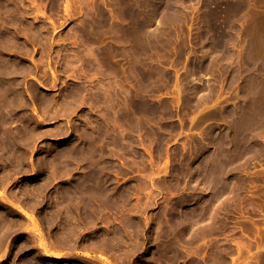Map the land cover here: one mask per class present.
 <instances>
[{
  "label": "rangeland",
  "instance_id": "obj_1",
  "mask_svg": "<svg viewBox=\"0 0 264 264\" xmlns=\"http://www.w3.org/2000/svg\"><path fill=\"white\" fill-rule=\"evenodd\" d=\"M0 69V264H264V0H0Z\"/></svg>",
  "mask_w": 264,
  "mask_h": 264
},
{
  "label": "bare ground",
  "instance_id": "obj_2",
  "mask_svg": "<svg viewBox=\"0 0 264 264\" xmlns=\"http://www.w3.org/2000/svg\"><path fill=\"white\" fill-rule=\"evenodd\" d=\"M128 1H129V0H128ZM130 1H131V0H130ZM138 1H139V0H138ZM156 1H157V0H156ZM132 2H133V1H132ZM9 3H11V2L9 1ZM9 3H8V4H9ZM163 3H164V1H163ZM131 4H132V3H131ZM150 4H151V3H150ZM167 4H168V3H167ZM140 5H141V4H140ZM4 6L6 7V4H4ZM116 6H117V5H116ZM130 6H132V5H130ZM130 6H126V7H128V8H127V9H128V11H127V14H128V15H127V16H128V17H129V15L131 16L130 19H129L130 22H132L134 16H135V17H138L139 19H140V17H143L144 19H143V18H142V19L145 20V18H146L145 16H146V15H145V16H140V17H139V15H138V12H140V11L143 12V14L145 13L144 11H142V10L144 9L143 7H145V6L142 5V8H141L140 6H137L136 3H135V6H136V7H130ZM148 6H149V5H148ZM148 6H147V7H148ZM151 6H152V5H151ZM155 6H156V5H155ZM155 6H154V7H155ZM167 6H168V5H167ZM147 7H146V8H147ZM154 7H153V8H154ZM157 7H158V6H157ZM121 8H123V7H121ZM151 8H152V7H151ZM162 8H163V7H162ZM4 9H5V8H4ZM7 9H8V11H9V10L11 11L12 6L10 7V9H9V7H8ZM124 9H125V7H124ZM141 9H142V10H141ZM155 9H156V8H155ZM167 9H168V8H167ZM145 10H146V9H145ZM149 10H150V9H149ZM149 10H148V13H149ZM164 10H165V9H164ZM164 10H163V11H164ZM8 11H7V12H8ZM10 11H9V12H10ZM121 11H123V9H122ZM157 11H159V9H158ZM123 12H126V9H125V11H123ZM146 12H147V10H146ZM151 12H153V13L156 15V11H155V10H153V11H151ZM148 13H147V14H148ZM153 13H151V14H153ZM165 13H166V12H164V14H165ZM119 14H120V12L118 13V15H119ZM124 14H125V13H124ZM124 14H123V15H124ZM139 14H140V13H139ZM143 14H142V15H143ZM151 14H150V15H151ZM159 14H160V13H159ZM159 14L157 13V16H158V20H157V21H158V22H159V19H160V18H159ZM161 14H162V13H161ZM120 15H121V14H120ZM140 15H141V14H140ZM125 16H126V15H125ZM151 16H152L151 18H153V15H151ZM157 16H155V17H157ZM121 17H122V16H121ZM148 17H149V16H148ZM148 17H147V18H148ZM155 17H154V18H155ZM107 18H108V17H107ZM112 18H113V17H112ZM119 18H120V16H119ZM119 18H117V20H118ZM125 18H126V17H123L122 19H125ZM131 18H132V20H131ZM138 18H137V19H138ZM151 18H150V19L148 18V19L151 20ZM122 19H121V20L119 19V21L124 22ZM126 19H127V18H126ZM134 19H136V18H134ZM137 19H136V21H134V23H135V22L138 23L136 26H137V29H138L139 31L136 30V26H135L134 31H135V30L138 31V32H140L141 30H142V31H143V30L145 31V29L147 28V26H149V30H148V31L150 32V30H151L150 28H151V27H150L149 23H147V21H148V22H150V21H149L148 19H146L147 21H145V26H146V25H147V26H146V28H145V27H143L144 24L141 23V20H140V21H137ZM155 19H156V18H155ZM113 20H114V19H113ZM104 21H105V23H110V22H106V21H108V19H106V18L103 20V23H104ZM126 21H128V20H126ZM155 21H156V20H155ZM155 21H153V19H152L151 23H152V22H155ZM115 22H116V21H115ZM122 22H120V24H121ZM105 23H104V24H105ZM127 23H128V22H126V24H127ZM116 24L119 25L118 23H116ZM128 24H131V23H128ZM122 25H123V24H122ZM134 25H135V24H134ZM142 25H143V26H142ZM106 26H107V25H106ZM131 26H133V24H132ZM120 27H121V26H120ZM122 27H124V25H123ZM122 27H121V28H122ZM125 27H126V25H125ZM121 28H120V29H121ZM128 28H130V26H128ZM128 28H126V29H128ZM131 28H132V27H131ZM142 28H145V29H142ZM122 30H123V29H122ZM128 30H129V29H128ZM146 30H147V29H146ZM129 31H130V30H129ZM129 31H127V32H129ZM131 31H132V29H131ZM136 31H135V32H136ZM148 31H147V32H148ZM123 32H124V30H123ZM123 32H122V34H123L122 36H125V35H124L125 32H124V33H123ZM127 32H126L125 34H127ZM138 32H137V34H138ZM149 32H148V33H149ZM151 32H152V31H151ZM130 33H132V32H130ZM130 33H129V34H130ZM144 33H146V32H144ZM148 33H147V34H148ZM133 34H134V33H133ZM133 34H131V35H133ZM140 34H141V32H140ZM140 34H139V36H140V38H141L142 35H140ZM155 34H156V33H155ZM150 35H151V34H150ZM115 36H116V35H115ZM146 36H147V35H146ZM146 36H144V38H145ZM152 36H153V35H152ZM152 36H151V37H152ZM149 37H150V36H149ZM117 38H121V35H120V36H117ZM126 38H128V37H126ZM130 38H131V39H130ZM153 38H154V36H153ZM112 39H114V38H112ZM123 39H125V37H124V38L122 37V41H123ZM129 39H130V40H133L132 37H130V35H129V38L123 42V44H124L125 46H128V45H129V43H128V45L125 43V42L129 41ZM134 39H135V38H134ZM136 39H137V38H136ZM136 39H135V40H136ZM148 39H149V38H148ZM150 39H151V38H150ZM150 39H149L148 41H151V42H152V40H150ZM11 40H12V39H11ZM120 40H121V39H120ZM120 40H119V41H120ZM137 40H138V39H137ZM145 40H147V39H145ZM115 41H116V40H115ZM115 41H113V42H115ZM133 42H134V40H133ZM133 42H132V43H133ZM140 42H141V41H140ZM140 42H139V41H136L137 44H139ZM153 42H155V41L153 40ZM158 42H159V40H158ZM158 42H157V43H158ZM1 43H2V42H1ZM116 43H120V46L122 45L121 42H118V41H117V42H115V45H117ZM141 43H142V42H141ZM144 43H145V41H144ZM144 43H143V44H144ZM147 43H148V42H147ZM155 43H156V42H155ZM133 44H134V43H133ZM133 44H130V45H133ZM143 44H141V45L143 46ZM164 44H165V43H164ZM134 45H135V44H134ZM144 45L146 46V43H145ZM136 46H137V45H136ZM1 47H2V46H1ZM107 47H108V45H107ZM115 47H116V46H115ZM129 47H131V46H129ZM140 47H141V46H140ZM109 48H111V47H109ZM109 48L107 49V51L109 50V52H111V51L113 52L114 49L111 50L112 48H111V49H109ZM113 48H114V47H113ZM138 48H139V45H138L137 49H138ZM141 48H142V47H141ZM146 48H147V47H146ZM2 50H3V52L5 51V49H2ZM2 50H1V51H2ZM134 50H135V49H134ZM107 51H106V52H107ZM115 51H117V50H115ZM140 51H141V49H140ZM3 52H2V54H3ZM6 52H7V51H5L4 53H6ZM104 52H105V51H104ZM104 52H103V51L100 52V53H101V56H100L101 58H102L103 56H105V55L102 54V53H104ZM109 52H108V54H109L110 56H112V53L110 54ZM7 53H8V52H7ZM137 53H138V52H137ZM140 53H142V52H140ZM106 54H107V53H106ZM97 55H98V54H97ZM99 55H100V54H99ZM99 55H98V56H99ZM102 55H103V56H102ZM116 56H117V55H116ZM95 57H96V56H95ZM105 57H106V59H107V56H105ZM140 57H141V56H140ZM101 58H99V59L101 60ZM108 58H111V57H108ZM114 58H115V57H114ZM144 58H145V57H144ZM7 59H8V57H7ZM97 59H98V58H97ZM99 59H98L97 62H99ZM112 59H113V58H112ZM9 60L12 61L10 57H9ZM103 60H104V61H103ZM103 60H102V62L104 63V62H105L104 57H103ZM108 60H109V59H108ZM121 60H122V59H121ZM111 61H112V60H111ZM136 61H137V59H136ZM5 62H6V61H4L3 63L5 64ZM7 63H8V61H7ZM103 63L99 62L98 64L100 65V64H103ZM137 63H138V62H137ZM10 64H11V63H10ZM98 64H97V66H98ZM104 64H105V65L107 64V66L110 64L111 67L108 66L107 68H110L111 70H110V69H105V71H102V72H101V71H99V70L96 69V70L98 71V73H97L98 75H99V72H100V75H101V73H103V72H107V71H109V70H110L109 73H112L111 75H112L114 78H116V77H118V76L120 77V75H123V74H119V73H123L122 71H120L122 67H119L120 69H118V68H117V65H118V64H117V63H116L117 65L114 64V61H113V64H112V62L109 63V64H108V63H104ZM141 64H142V63H141ZM143 64H144V63H143ZM6 65H7V64H6ZM11 65H13V63H12ZM85 65H87V64L85 63ZM91 65H92V64H91ZM144 65H146V64H144ZM2 66H3V65H2ZM2 66H1V68H2ZM8 66H9V65H7V67H6V66L4 65L3 68L6 67V69H7ZM83 66H84V65H83ZM102 66H103V65H100V67H99L100 70H102V69H101ZM9 67H10V66H9ZM13 67H14V66H13ZM13 67H12V70L16 69V68L13 69ZM94 67H95V66H92L91 68H94ZM103 67H104V66H103ZM135 67H136V66H135ZM135 67H134V68H135ZM86 68H87V67H86ZM86 68H85V69H86ZM96 68H98V67H96ZM104 68H105V67H104ZM94 69H95V68H94ZM132 69H133V68H132ZM4 70H5V69H4ZM8 70H9V69H8ZM10 70H11V69H10ZM12 70H11V71H12ZM88 70H89V69H88ZM92 70H93V69H92ZM124 70H125V69H124ZM124 70H123V71H124ZM5 71H6V70H5ZM5 71H4V73H5ZM97 71H96V72H97ZM119 71H120V72H119ZM7 72H8V71H7ZM84 72H85V71H84ZM96 72H95V73H96ZM132 72H133V71H132ZM135 72H136V71H135ZM139 72H140V71H139ZM141 72H142V71H141ZM16 73H17V72H16ZM124 73H125V72H124ZM147 73H148V72H147ZM8 74H10V77H9V78H11V74H13V72H10V71H9ZM8 74H7V75H8ZM126 74H127V73H126ZM7 75H6V78L8 77ZM13 75L15 76V74H13ZM95 75H96V74H94V76H95ZM136 75H137V74H136ZM136 75H135V76H136ZM138 75H139V74H138ZM138 75H137V76H138ZM112 76H111V77H112ZM123 76H126V75L124 74ZM147 76H148V74H146V72L143 71V72L138 76L137 79L139 80V78L141 77V78H143L144 80H146V79H147ZM126 77H127V76H126ZM126 77H122V78L127 79ZM6 78H5L4 74H3V71L0 69V87H1V83H4V81L6 80ZM122 78L120 77L121 81L123 80ZM141 78H140V80H141ZM133 79H134V77H133ZM137 79L135 78V80H137ZM12 80H14V79H12ZM101 80H102V79H101ZM118 80H119V78H117L116 81L114 80V82H115L116 84L113 83L114 85L112 84V86H114V87H116V88H119V89H125V88L123 87L124 85H122V83L125 82V80L122 81V83H121L120 80H119V81H120V83H119ZM138 80H137V82L140 83L141 81L139 82ZM147 80H148V79H147ZM112 81H113V80H112ZM127 81H128V79H127ZM142 81H143V80H142ZM6 82H8V81L6 80ZM13 82H15V81H13ZM143 82H144V81H143ZM11 83H12V82H11ZM19 83H20V82H18V84H19ZM100 83H101V82H100ZM9 84H10V83L8 82V84H7L8 86H7V87H11V88H13L12 85H9ZM102 84H103V83H102ZM141 84H142V83H140L139 85H141ZM16 85H17V83H16ZM13 86H15V85L13 84ZM18 87H19V86H18ZM142 87H143V86H142ZM16 88H17V87H16ZM111 88H112V87H111ZM108 89L110 90L109 87H108ZM113 89H114V88H112V90H113ZM6 90H7V88H6ZM11 90H12V89H11ZM105 90H106V89H105ZM109 90H106V92L108 93ZM114 90L117 91V89H114ZM122 91H123V93H121V91L118 90V92L120 93L119 95H118V93L116 92V96H117V98H118V102H120L122 99H126V98L129 100V98H128V97H130V96H129L130 93L128 92L129 90H128L127 92H126L125 90H122ZM124 91H125V92H124ZM140 91H141V90H140ZM7 92H8V91H7ZM9 92H10V89H9ZM12 92H14V91H12ZM135 92H136V90H135ZM145 92H146V91H145ZM3 93H4V92H3ZM110 93H111V92H109V95H110ZM127 93H128V95H127ZM7 94H8V93H7ZM7 94H6V95H7ZM20 94H21V93H20ZM111 94H112V93H111ZM113 94H114V93H113ZM122 94H125L126 97L124 96V97H125V98H124ZM135 94H136V93H135ZM6 95H5V96H6ZM114 95H115V94H114ZM120 95H121L123 98L120 99V97H119ZM130 95L132 96V94H130ZM146 95H147V94H146ZM0 96H1V95H0ZM127 96H128V97H127ZM137 96H138V93H137ZM142 96H144V95H142ZM108 97H109V96H108ZM108 97H107V98H108ZM112 97H113V96L110 97L111 100H112V99L114 100V97H113V98H112ZM132 97H134V96H132ZM132 97L130 98V101H131ZM135 97H136V96H135ZM140 97H141V96L139 95V98H140ZM137 98H138V97H137ZM108 99H109V98H108ZM115 99H116V97H115ZM133 99H134V98H133ZM133 99H132V100H133ZM135 99H136V98H135ZM135 99H134V101L136 102ZM5 100H7V99H5ZM109 100H110V99H109ZM107 101H108V100H107ZM115 101H116V102L113 103L114 105H115V103H117V100H115ZM123 101H124V100H123ZM139 101H141V104H140L141 106H140L137 102H136V103H137L140 107L143 108V106H144L146 103L144 104V103L142 102V100H139ZM4 102H5V101H4ZM127 102H128V101H126V100L123 102V108L120 106V105H122V102H121V104H118V103H117V104L121 107V109L119 108V106H118L117 108H119L120 110H123V109H125L126 106H127V109H128V104H127ZM144 102H145V101H144ZM0 103H2V102L0 101ZM110 103H112V101H110ZM132 103H133V101H132ZM132 103L129 102V105H130V104L132 105ZM139 103H140V102H139ZM117 104H116V105H117ZM137 104L134 103V104H133V108H139ZM142 104H144V105H142ZM4 105H6V103H4ZM8 105H9V104H7V107H8ZM108 105H109V104H108ZM114 105H113V106H109V107L111 108V109H110V113H113V116H114V113H115V116H114V117L116 118V116H117L116 114L118 113V115H119V114H120V113H119L120 110H119L118 112H117V111L112 112V111L114 110V108H116V107H114ZM131 105H130V106H131ZM0 107H1V109H2V105H1ZM10 107H11V106H10ZM112 107H114L113 110H112ZM148 107H149V106H148ZM12 108H13V107H12ZM1 109H0V111H1L0 113H2V111H4L6 108H5L4 110H1ZM8 109H9V108H8ZM143 109H144V108H143ZM145 109H147V108L145 107ZM145 109H144V111H142V112L139 113V114L141 115V114H143V112H144V114H145V111H149V110H150L149 108H148L149 110H145ZM155 109H156V108H155ZM12 110H13V109H12ZM116 110H117V109H116ZM153 110H154V109H153ZM6 111H8V110H6ZM9 111H10V110H9ZM9 111H8V112H9ZM127 111H128V110H127ZM132 111H133V110H132ZM122 112H123V111H122ZM122 112H121V114H122ZM129 112H131V111H129ZM135 112H136V111H135ZM135 112L133 111V114H134ZM139 112H140V111H139ZM150 112H151V113H150ZM150 112H149V113L153 115L152 111H150ZM153 112H154V111H153ZM155 112H156V111H155ZM123 113H127V112L125 111V112H123ZM137 113H138V112H136V114H137ZM139 114L135 115V117L140 118V117H138ZM144 114L141 115L142 119H147V118H148L147 116L150 115V114H147V116L145 115L147 118H146V117L143 118V117H144ZM123 115L125 116V114H123ZM129 115H132V114L129 113ZM119 116H120V115H119ZM119 116H118V117H119ZM127 116H128V113H127L126 117H127ZM0 117H1V116H0ZM122 117H123V116H122ZM122 117H121V116L119 117L120 120H122V119H121ZM126 117H125L124 120H127V119H128V117H127V118H126ZM131 117H132V116H131ZM131 117L129 116V118H131ZM133 117H134V116H133ZM151 117H152V116H151ZM137 118H135V119L137 120ZM133 119H134V118H133ZM133 119H132V120H133ZM135 119H134V120H135ZM116 120H117V119H116ZM118 120H119V119H118ZM120 120H119V122H120ZM124 120H122L120 123L122 124V122H124ZM136 120H135L134 122H136ZM140 120H141V119H138V121H139L138 123H139V124H140V122H141ZM6 121H7V120H6ZM127 121H128V120H127ZM129 121H130V120H129ZM145 121H146V120H145ZM145 121H144V122H145ZM147 121H148V120H147ZM0 122H2V121H0ZM144 122H143V123H144ZM117 123H118V122H117ZM120 123H118V124H120ZM127 123H128L127 125L129 126V125H130L129 122H127ZM136 123H137V122H136ZM143 123H141V126H142ZM145 123H146V122H145ZM145 123H144V124H145ZM124 124H125V122H124ZM131 124H132V123H131ZM127 125H126V127L128 128ZM134 125H135V124H132V125L129 126V127H132V126H133V128H134ZM107 126L111 127L110 125H107ZM107 126H106V128H105L106 132H107ZM121 126L125 127V125H123V124H122ZM121 126H120V127H121ZM136 126H137V124L135 125V128H136ZM123 127H121V128H123ZM138 127H139V126H138ZM109 129H110V128H109ZM124 129L126 130V128H123L122 130H124ZM136 129H137V128H136ZM141 129H142V127L140 128V130H141ZM143 129H144V128H143ZM140 130H139V131H140ZM101 131H103V132H101V133H103V134H105V135L107 136L108 133H107V134L104 133V132H105L104 130H101ZM134 131H135V130L133 129V132H134ZM139 131H138V132H139ZM109 132H110V131H109ZM111 132H112V131H111ZM136 132H137V131H136ZM141 132H142V131H141ZM93 133H94V132H93ZM93 133H92V134H93ZM96 133H98V132L96 131ZM142 133H143V132H142ZM90 134H91V133H90ZM92 134H91V135H92ZM145 134H146V132H145ZM97 135H98V137H95V136L93 137V135H92L93 139L99 138V140H100V137L102 136V134L99 135V133H98V134H96V136H97ZM88 136H89V135H88ZM99 136H100V137H99ZM145 136H146V135H145ZM86 137H87V136H86ZM103 137H105V136H103ZM108 137H109V135H108ZM108 137H105V139H107ZM12 138H13V137H12ZM253 138H254V137H253ZM93 139H92V142H93V144H95V142H94ZM103 139H104V138H103ZM108 139H109V138H108ZM255 139H256V138H255ZM12 140H13V139H12ZM89 140H90V139H89ZM99 140H98V142H100ZM122 140H123V139H122ZM122 140L120 141V144H122L121 142H124V141H122ZM251 140H252V138H251ZM14 141H15V139L13 140V142H14ZM85 141H86V140H85ZM95 141H96V140H95ZM87 142H88V139H87ZM109 142H110V140H109ZM109 142H108V143H109ZM222 142H223V141H222ZM255 142H256V141H255ZM101 143H107V142H105L104 140H101ZM110 143H114V144H115V143H116V140H115V142H112V140H111ZM93 144H92V145H93ZM114 144H113V145H114ZM221 144H222V143H221ZM96 145H97V144H96ZM96 145H95V146H96ZM103 145H104V147L106 146L105 144H103ZM110 145H112V144H110ZM113 145H112V146H113ZM95 146H94V148H95ZM98 146H99V145H98ZM89 147H92V146H89ZM101 147H102V146H101ZM101 147H100V148H101ZM106 147L109 148V145L106 146ZM114 147H115V145H114ZM116 147H117V146H116ZM116 147H115V148H116ZM118 147H119V146H118ZM121 147H122V145H121ZM224 147H225V146H224ZM84 148H85V147H84ZM96 148H97V146H96ZM106 149H107V148H105V150H106ZM113 149H114V148H113ZM116 149H117V148H116ZM120 149H121V148H120ZM123 149H124V148H123ZM123 149H122V150H123ZM83 150H85V149H83ZM88 150H90V149H88ZM91 150H93V149L91 148ZM98 150H100L99 147H98ZM102 150H103V149H101V152H102ZM252 150H253V149H252ZM86 151H87V149H86ZM109 151H110V150H109ZM223 151H224V150H223ZM84 152H85V151H84ZM90 152H91V151H90ZM93 152L95 153L94 150L92 151V153H93ZM96 152H97V150H96ZM99 152H100V151H99ZM99 152H98V153H99ZM106 152H107V151H106ZM82 153H83V152H82ZM82 153H81V155H82ZM85 153H86V152H85ZM112 153H113V152H112ZM122 153H123V152H122ZM205 153H206V152H205ZM72 154H73V153H72ZM77 154H78V153H77ZM105 154H106V153H105ZM124 154H125V153H124ZM220 154H221V153H220ZM226 154H227V153H225L224 156H225ZM93 155H94V154H93ZM101 155H102V154H101ZM101 155H100V156H101ZM71 156H72V155H71ZM105 156H106V155H105ZM204 156H205V155H204ZM213 156H214V155H213ZM217 156H218V155H217ZM109 157H110V155H109ZM77 158H78V157H77ZM84 158H85V157H83V159H84ZM86 159H89V158L86 157ZM207 159H208V158H207ZM211 159H212V158H211ZM88 161H89V160H88ZM92 161H93V160H92ZM208 161H209V159H208ZM221 161H222V160H221ZM79 162H80V161H79ZM79 162H78L77 165H79ZM90 163H92V162L90 161ZM94 163H95V161H94ZM203 163H204V162H203ZM213 163H214V162H213ZM87 164H88V163H87ZM209 164H210V162H209ZM95 165H96V164H95ZM200 165H201V163H200ZM216 165H218V164H216ZM104 166H105V165H104ZM108 166H109V165H108ZM196 166H197V165H196ZM219 166H220V165H219ZM77 167H78V166H77ZM84 167H85V166H84ZM106 167H107V166H106ZM90 168H92V167H90ZM200 168H201V167H200ZM220 168H221V167H220ZM222 168H224V167H222ZM226 168H227V167H226ZM245 168H246V167H245ZM87 169H88V167H87ZM207 169H208V167H207ZM207 169H206V171H207ZM216 169H217V168H216ZM88 170H89V169H88ZM88 170H87V171H88ZM90 170H91V169H90ZM107 170H109V169H107ZM209 170H210V169H209ZM219 170H220V169H219ZM219 170H218V171H219ZM98 171H99V170H98ZM105 171H106V169H105ZM199 171H200V170H199ZM210 171H211V170H210ZM218 171H215V172H218ZM85 172H86V171H85ZM100 172H101V171H100ZM189 172H190V171H189ZM191 172H192V171H191ZM213 172H214V170H213ZM93 173H94V172H93ZM195 173H196V172H195ZM197 173H198V172H197ZM197 173H196V174H197ZM200 173H201V172H200ZM109 174H110V173H109ZM192 174H193V173H192ZM212 174H213V173H212ZM215 174H216V173H215ZM218 174H219V173H218ZM222 174H223V173H222ZM222 174L220 173L221 176H219V178H220V177L222 178V177L224 176V175L222 176ZM227 174L229 175V171L227 172ZM92 175H93V174H92ZM98 175H99V174H98ZM194 175H195V174H194ZM228 175H226V176H228ZM93 176H94V175H93ZM196 176H197V175H196ZM211 176H212V175H211ZM226 176H225V177H226ZM201 177H202V176H201ZM93 178H94V177H93ZM202 178H203V177H202ZM202 178H201V181H202ZM204 178H205V177H204ZM211 178H212V177H211ZM213 178H214V177H213ZM217 178H218V176H217ZM240 178H241V177H240ZM88 179H90V178H88ZM102 179H103V177H102ZM199 179H200V178H199ZM226 179H227V177H226ZM94 180H95V179H93V181H94ZM98 180H99V179H98ZM104 180H106V179H104ZM107 180H108V179H107ZM197 180H198V179H197ZM215 180H216V179H215ZM220 180H221V179H220ZM223 180H224L225 183H226V180H225L224 178L222 179V182H224ZM228 180H229V179H228ZM89 181H90V180H89ZM89 181H88V182H89ZM93 181H92V182H93ZM204 181H205V180H204ZM257 181H258V180L256 179V182H257ZM90 182H91V181H90ZM99 182H100V180H99ZM102 182H103V181H102ZM202 182H203V181H202ZM216 182H217V181H216ZM219 182H220V181H219ZM219 182H218V183H219ZM222 182H221V183H222ZM232 182H233V181H232ZM254 182H255V181H254ZM95 183H96V180H95ZM95 183H94V184H95ZM198 183H199V182H198ZM198 183H197V184H198ZM205 183H206V181H205ZM205 183H203V184L206 185ZM207 183H208V182H207ZM235 183H236V182H235ZM90 184H91V183H90ZM90 184H89L88 186H86V187L89 188ZM108 184H109V183H108ZM201 184H202V183H201ZM215 184H216V183H215ZM219 184H220V183H219ZM226 184H227V183H226ZM242 184H243V183H242ZM92 185H93V184H92ZM93 186H94V185H93ZM190 186H191V185H190ZM192 186H193V185H192ZM206 186H209V185L207 184ZM206 186H205V187H206ZM212 186H213V185H212ZM219 186H220V185H219ZM219 186H218V187H219ZM222 186H223V184H222ZM228 186H229V185H228ZM240 186H241V185H240ZM81 187H82V186H81ZM97 187H98V183H97ZM194 187H195V186H194ZM200 187H201V186H200ZM203 187H204V186L202 185V188H203ZM205 187L203 188L202 193H203L204 189H206ZM210 187H211V186H210ZM218 187H217V188H218ZM230 187H231V185L229 186V189H231ZM95 188H96V187H95ZM100 188H101V185H100ZM102 188H103V189L96 188V190H98V192L101 190V192H102V191L105 189L104 187H102ZM106 188H107V187H106ZM197 188H198V187H197ZM213 188H214V187H213ZM220 188H221V187H220ZM223 188L226 189L225 185H224L221 189H223ZM81 189H82V188H81ZM107 189H108V188H107ZM195 189H196V188H195ZM208 189H209V188H208ZM232 189H233V188H232ZM87 190H88V189H87ZM89 190H90V191H88V192H89V193H90V192L92 193V195L90 194L91 196L88 195V192H87V191H85V193L80 194V195H82L83 197H88V198H89V196H90L91 198H89V200L86 198V199H87V201H86L85 198H83V197L81 198L80 196H78V198L80 197L81 201H83V202L85 203V204H83L82 206L86 205V207H89L90 210L94 209L93 211H95V212H94V217H95L96 209H97L98 207H96V209H95V208L92 207V205L94 206V203H97V201L99 200V199L97 200V198H100L101 200H104L105 198H107V197H105V195H106V196H108V195L105 194V193H107L108 190L104 193V195L101 194V195H102V196L100 195L101 197H100V196H99V197L97 196V195H99V194H97V193L95 192V190H93L94 192H92L91 189H89ZM109 190H110V189H109ZM216 190H217V189H216ZM226 190H227V189H226ZM226 190H221V191H222V192H223V191L225 192ZM80 191H81V190H80ZM193 191H194V189H193ZM195 191H196V190H195ZM231 191H232V190H231ZM78 192H79V191H78ZM108 192H109V191H108ZM200 192H201V191H200ZM205 192H207V190L204 191L203 194H205ZM226 192H227V191H226ZM202 193H201V195H202ZM83 194H84V195L87 194L88 196H86V195L84 196ZM206 194H207V193H206ZM213 194H214V193H213ZM218 194H221V193H219V190H218V193L216 194V196H217ZM223 194H224V193H223ZM225 194H226V193H225ZM231 194H232V193H231ZM231 194H230V195H231ZM63 195H64V194H63ZM74 195H75V194H74ZM78 195H79V194H78ZM121 195H122V194H121ZM190 195H191V194H190ZM202 196H205V195H202ZM216 196H212V198L214 197L213 199L215 200V197H216ZM220 196H221V195H220ZM220 196H219V197H220ZM104 197H105V198H104ZM192 197H193V195H192ZM195 197H196V196H195ZM197 197H198V195H197ZM200 197H201V196H200ZM200 197H199V198H200ZM219 197L217 196V198H219ZM62 198H63V197H62ZM71 198H72V197H71ZM76 198H77V197H76ZM76 198H75V199H76ZM103 198H104V199H103ZM110 198H111V193H110ZM202 198H203V197H202ZM204 198H205V197H204ZM204 198H203V199H204ZM210 198H211V197H210ZM80 199H78V200L80 201ZM82 199H84L86 202H85L84 200H82ZM197 199H198V198H197ZM78 200H77V201H78ZM96 200H97V201H96ZM109 200H110V199H109ZM109 200H108V201L104 200L103 202H104L105 204H104V203H101L102 201H100V202L98 201L97 205L99 206V203H100L102 206L105 205V207H108V209H109V208H111V207H110V206H111V203L108 204V203H109ZM111 200H112V198H111ZM65 201H66V200H65ZM67 201H69V200H67ZM198 201H199V200H198ZM201 201H203V200H201ZM205 201H206V200H205ZM62 202H63V200H62ZM62 202H61V203H62ZM83 202H82V203H83ZM107 202H108V203H107ZM111 202H115V201H111ZM210 202H211V200H210ZM210 202L208 201V203H210ZM217 202H219V201H217ZM64 203H65V202H64ZM79 203H81V202H79ZM82 203H81V204H82ZM118 203H119V202H118ZM81 204H80V205H81ZM107 204H108L109 206H108ZM114 204H115V203H114ZM114 204H112V208L115 206ZM123 204H124V203H123ZM204 204H206V203H204ZM211 204L213 205V202H212ZM218 204H219V203H218ZM78 205H79V204H78ZM101 205H100V206H101ZM106 205H107V206H106ZM113 205H114V206H113ZM181 205H182V204H181ZM198 205H199V204H198ZM62 206H63V205H62ZM95 206H96V205H95ZM100 206H99V207H100ZM201 206H202V205H201ZM204 206H206V205H204ZM208 206H211V205H208ZM218 206H219V205H218ZM78 207H79V206H78ZM91 207H92V209H91ZM118 207H119V206H118ZM118 207H117V208H118ZM84 208H85V206H84ZM84 208H83V209H84ZM89 208H87V209H89ZM201 208H202V207H201ZM207 208H209V207H207ZM101 209H102L103 211L106 210L105 208H104V209L101 208ZM101 209H100V212H101ZM108 209H107V210H108ZM124 209H125V208H124ZM66 210H67V209H66ZM72 210H73V209H72ZM85 210H86V209H85ZM90 210H89V211H90ZM109 210H111V209H109ZM67 211H68V210H67ZM78 211H79V210H78ZM87 211H88V210H87ZM89 211H88V212H89ZM114 211H115V210H114ZM117 211H118V209H117ZM64 212H65V211H64ZM85 212H86V211H85ZM90 212H91V211H90ZM90 212H89V214L92 213V212H91V213H90ZM98 212H99V208H98L97 213H98ZM115 212H116V211H115ZM178 212H179V211H178ZM200 212H201V211H200ZM203 212H204V213L206 212V208H205V210H204ZM80 213H81V212H80ZM179 213H180V212H179ZM85 214H86V213H85ZM101 214H102V213H101ZM113 214H114V213H113ZM121 214H123V213H121ZM183 214H184V213H183ZM196 214H197V213H196ZM82 215H84V214H82ZM86 215H87V214H86ZM105 215H106V214H105ZM197 215H199V214H197ZM205 215H206V214H205ZM65 216H66V215H65ZM76 216H77V215H76ZM76 216H75V217H76ZM91 216H92V214H91ZM180 216H181V215H180ZM192 216H193V215H192ZM94 217H93V218H94ZM193 217H194V216H193ZM201 217H202V216H201ZM201 217H200V219H201ZM73 218H74V217H73ZM91 218H92V217H91ZM100 218H101V217H100ZM178 218H179V217H178ZM186 218H187V217H186ZM64 219H65V218H64ZM83 219H84V218H83ZM122 219H123V218H122ZM188 219H190V218H188ZM75 220H77V219H75ZM180 220H181V219H180ZM210 220H211V218H210ZM68 221H69V220H68ZM68 221H67V222H68ZM71 221H72V218H71ZM71 221H70V222H71ZM73 221H74V220H73ZM189 221H190V220H189ZM194 221H195V220H194ZM203 221H204V219H203ZM215 221H216V220H215ZM78 222H81V221H78ZM89 222H90V221H89ZM102 222H103V220H102ZM178 222H181V221H178ZM209 222H210V221H209ZM218 222H219V221H218ZM76 223H77V222H76ZM107 223H108V222H107ZM116 223H117V222H116ZM198 223H199V222H198ZM205 223H206V221H205ZM102 224H103V223H102ZM114 224H115V223H114ZM74 226H75V225H74ZM107 226H108V225H107ZM122 226H123V225H122ZM190 226H191V225H190ZM204 226H205V225H204ZM204 226H203V227H204ZM208 226H209V225H208ZM217 226H218V225H217ZM71 227H72V225H71ZM76 227H77V226H76ZM205 227H206V226H205ZM181 228H182V227H181ZM183 228H184V227H183ZM77 229H78V228H77ZM74 230H75V229H74ZM78 230H79V229H78ZM201 230H202V229H201ZM65 232H66V231H65ZM122 232H123V231H122ZM74 233H76V232H74ZM215 233H216V232H215ZM68 235H69V234H68ZM123 235H124V234H123ZM65 236H66V235H65ZM75 236H76V234H75ZM67 237H68V236H67ZM72 237H73V236H72ZM118 237H119V236H118ZM208 237H209V235H208ZM188 238H189V237H188ZM203 238H204V237H203ZM119 239H120V238H119ZM191 239H192V238H191ZM206 239H207V238H206ZM196 241H197V239H196ZM204 241L206 242L205 238H204ZM200 242H201V241H200ZM206 244H207V243H206ZM206 244L204 243V245H206ZM202 245H203V244H202ZM203 247H204V246H203ZM170 249H171V248H170ZM203 249H204V248H203ZM203 249H202V250H203ZM206 250H207V249H206ZM180 252H181V251H180ZM182 252H183V251H182ZM178 253H179V252H178ZM204 253H205V252H204ZM207 253H208V252H207ZM167 254H168V253H167ZM166 257H167V256H166ZM177 257H178V256H177ZM174 260H175V259H174Z\"/></svg>",
  "mask_w": 264,
  "mask_h": 264
}]
</instances>
